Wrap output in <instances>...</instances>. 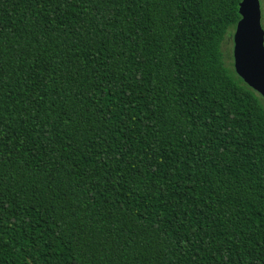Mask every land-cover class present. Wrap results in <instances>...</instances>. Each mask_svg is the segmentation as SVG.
Here are the masks:
<instances>
[{
	"label": "trees",
	"instance_id": "1",
	"mask_svg": "<svg viewBox=\"0 0 264 264\" xmlns=\"http://www.w3.org/2000/svg\"><path fill=\"white\" fill-rule=\"evenodd\" d=\"M240 2L0 0V264H264Z\"/></svg>",
	"mask_w": 264,
	"mask_h": 264
},
{
	"label": "water",
	"instance_id": "2",
	"mask_svg": "<svg viewBox=\"0 0 264 264\" xmlns=\"http://www.w3.org/2000/svg\"><path fill=\"white\" fill-rule=\"evenodd\" d=\"M233 34L236 75L264 100V29L259 0H241Z\"/></svg>",
	"mask_w": 264,
	"mask_h": 264
},
{
	"label": "rangeland",
	"instance_id": "3",
	"mask_svg": "<svg viewBox=\"0 0 264 264\" xmlns=\"http://www.w3.org/2000/svg\"><path fill=\"white\" fill-rule=\"evenodd\" d=\"M260 2V10H261V26L264 29V0H259ZM233 34H234V28H230L227 31V34L225 35L224 41L222 42L221 45V50L224 55L227 56L225 59L226 64H229V67L232 69L233 68Z\"/></svg>",
	"mask_w": 264,
	"mask_h": 264
}]
</instances>
